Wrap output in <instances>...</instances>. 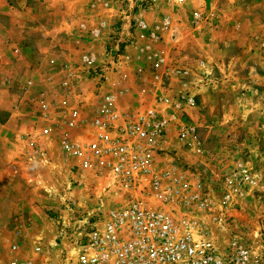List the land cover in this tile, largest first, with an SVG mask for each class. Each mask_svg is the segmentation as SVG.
Returning <instances> with one entry per match:
<instances>
[{
    "label": "rangeland",
    "instance_id": "obj_1",
    "mask_svg": "<svg viewBox=\"0 0 264 264\" xmlns=\"http://www.w3.org/2000/svg\"><path fill=\"white\" fill-rule=\"evenodd\" d=\"M51 1L53 16L43 17L45 10L36 11L41 0H28L31 9L17 33L26 36L53 25L61 34L71 36L76 29L91 35L88 42H72L66 36L51 55L58 68L63 66L77 81L74 95L90 114L108 97L126 113L150 107L152 100L164 96L160 93L171 100L180 93L195 98L191 118L187 115L195 128L194 140L184 145L171 139L157 158V169L191 185L195 202L182 214L195 232L220 251L244 245L251 250L252 264H264V237L257 223L264 192L224 199L230 190L227 181L238 179L243 167L253 181L264 184V0ZM3 5L0 1V9ZM120 12L137 18L120 21ZM198 12L204 20L196 26L193 15ZM96 31L106 38L94 41ZM20 44L26 41H14V46ZM116 53L121 59L112 60L113 68L108 57ZM87 55H93L98 66L83 70L82 57ZM103 55L107 71L112 70L108 74L98 63ZM32 57L41 71L51 73L44 54ZM198 58L203 60L199 68L192 61ZM186 68L196 76L191 71L181 78ZM8 77V85L0 83V102L16 107L30 91L15 74ZM31 92L16 120L0 126V261L65 264L76 240L102 224L110 209L122 206L125 195L112 187L97 164L85 170L63 157L53 133L39 140L32 137L43 124L35 100L41 92L52 97L53 89L43 85ZM4 118L1 112L0 121ZM7 206L9 211L3 209Z\"/></svg>",
    "mask_w": 264,
    "mask_h": 264
},
{
    "label": "built area",
    "instance_id": "obj_2",
    "mask_svg": "<svg viewBox=\"0 0 264 264\" xmlns=\"http://www.w3.org/2000/svg\"><path fill=\"white\" fill-rule=\"evenodd\" d=\"M203 20L202 13L193 15L196 26ZM99 34L92 33L94 37ZM109 58L112 62L121 56L116 53ZM95 63L94 56L82 57L83 70H90ZM48 68L50 72H61L60 89L52 97L46 92L38 94L37 116L41 115L43 124L36 127L32 137L39 140L53 133V139H60L63 157L77 161L85 170L97 164L110 178L112 187L125 195L122 206L110 209L102 224L90 227L76 240L67 252L65 264H252L248 247L234 244L220 251L211 239L195 232L193 223L182 214L195 202L191 185L157 169L161 145L167 144L171 132L184 145L194 140L195 128L183 109L194 108L192 95L180 93L172 100L161 96L155 99L158 110L135 113L121 111L108 97L90 114L74 95L77 81L71 73L63 66L58 68L54 57L48 58ZM181 74V78H187L188 70L183 69ZM160 80L159 87L164 89L166 83ZM31 85L27 83V87ZM255 184L243 167L238 179L227 181L230 190L225 202L237 195H248ZM178 210L180 218H175ZM257 223L264 237V202ZM0 264L29 263L11 259Z\"/></svg>",
    "mask_w": 264,
    "mask_h": 264
},
{
    "label": "crops",
    "instance_id": "obj_3",
    "mask_svg": "<svg viewBox=\"0 0 264 264\" xmlns=\"http://www.w3.org/2000/svg\"><path fill=\"white\" fill-rule=\"evenodd\" d=\"M4 5L2 6V9H0V14L3 16V22H0V83L2 85H8L9 84V75L11 73L15 74L17 76V79L21 82H24L22 85L24 90L30 91V94H34V92L31 91H37L39 87L45 85L46 87H49L53 89V92L57 91L60 89L59 87V79L58 76L61 74L60 71H53L51 73H45L44 71H41V65H38V62L36 61L35 58L32 56H39V55H45L47 59L53 54V46H58L61 45V41L66 39V36L70 37V41L72 42H77V41H89L88 39L91 37V35H82L80 34L76 29H73L71 36L67 35L68 32H65L64 34L58 33L57 27L53 29V25L50 27H38L36 29L35 33H30L29 35H18L17 30L23 25L24 21L23 18L27 14V11L30 10L31 8L28 7L27 2L28 0H12L14 1L15 4H10L8 1L9 0H0ZM11 2V3H12ZM132 2V0H131ZM93 3L91 2L92 6ZM132 5V4H131ZM129 5V7L131 6ZM63 10V7H61ZM67 8V7H66ZM55 9V3L52 2L51 0H41V3H39V7L36 11L38 10H45V14H43V17H52L53 16V10ZM98 9L94 8L92 11H97ZM91 11V12H92ZM93 14V13H91ZM129 14L128 17H122L123 15ZM99 15L104 16L103 13H100ZM137 17H133V15L130 12H125V13H119V20H123L127 22L129 19H136ZM103 20V19H101ZM124 22V24H126ZM89 24V23H85ZM77 25V24H76ZM22 39V41H26L25 45H16L14 46V41L18 39ZM106 37L102 35H98L96 38H93L94 41H100L104 40ZM84 39V40H82ZM92 40V41H93ZM108 41V39H106ZM12 43V44H11ZM18 44V43H17ZM61 47V46H60ZM75 49V48H74ZM104 52V51H103ZM93 53V52H91ZM97 55L96 53H93ZM93 56V55H92ZM31 57L33 59H31ZM102 58L99 57L98 63L102 67L105 66V61H108V59L103 55L101 56ZM52 58V56L50 57ZM109 58V57H108ZM124 59V56H123ZM208 60V59H207ZM97 61V60H96ZM195 64L196 67L199 68L198 64L202 62L203 60L198 58L195 60H192ZM205 62V60H204ZM208 63H211L209 60L207 61ZM206 63V62H205ZM47 64V63H46ZM208 65V64H207ZM48 66V65H47ZM94 66H98V64L95 63ZM103 69V68H102ZM108 70L106 66L104 67V70ZM187 69V68H186ZM191 69V68H190ZM188 70V69H187ZM20 71H22L21 75L24 76H18L20 75ZM47 72H50V69H46ZM112 70L107 71L105 74H108ZM192 69L189 71L188 74L192 73ZM201 73L202 71H198ZM194 74V71L193 73ZM195 75V74H194ZM52 76V78H51ZM196 76V75H195ZM8 77V78H6ZM172 77V76H171ZM176 77V76H175ZM178 79V77H176ZM171 80V78H170ZM30 82L32 85L31 87H27V83ZM106 83V82H105ZM171 86V83L169 84L168 87ZM167 87V88H168ZM170 89V88H168ZM155 90L152 92V95H154ZM167 92V91H166ZM25 95L22 100H20V103L16 107H10V105H7V103L0 102V113H4L7 118L3 119V122L0 121V126L5 127L11 123H13L16 119L15 116L16 114L19 113V108L21 105H24L25 99L27 96ZM151 95V97H152ZM161 95H167V93H160ZM153 102V103H152ZM150 107L146 109H154L158 110L159 107L156 106V103L154 100L151 101ZM155 108H153V107ZM184 112L191 118V112L194 111V108L191 107H184ZM171 139H174L175 141L178 142L176 139L175 133L171 132L168 135V143L167 144H162L161 148L166 149L171 146L170 141ZM11 150V149H10ZM4 152L7 153V151H1L2 154H5ZM11 152H14L12 149ZM9 154H12L8 152ZM4 185L0 181V188H3ZM251 194L253 193H259V192H264V184L261 185L260 182L256 181L255 186L251 189ZM261 194V193H260ZM4 210L6 209L9 211V207L3 208ZM20 208L17 209V212H20ZM23 212H26L25 210H22Z\"/></svg>",
    "mask_w": 264,
    "mask_h": 264
}]
</instances>
